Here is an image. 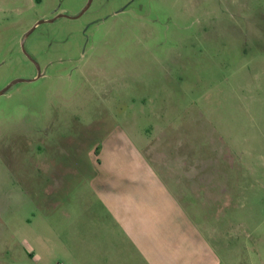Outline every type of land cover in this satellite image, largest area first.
Returning a JSON list of instances; mask_svg holds the SVG:
<instances>
[{
  "label": "rangeland",
  "instance_id": "1",
  "mask_svg": "<svg viewBox=\"0 0 264 264\" xmlns=\"http://www.w3.org/2000/svg\"><path fill=\"white\" fill-rule=\"evenodd\" d=\"M88 2L0 0V90L41 73L0 94V264H87L68 201L101 147H143L162 177L195 133L232 186L230 240L264 259V0Z\"/></svg>",
  "mask_w": 264,
  "mask_h": 264
},
{
  "label": "crops",
  "instance_id": "2",
  "mask_svg": "<svg viewBox=\"0 0 264 264\" xmlns=\"http://www.w3.org/2000/svg\"><path fill=\"white\" fill-rule=\"evenodd\" d=\"M190 138L196 139L190 146L181 142L178 163L164 161L162 177L143 147L118 141L101 147L99 155L114 160L98 161L87 194L68 201L71 220L83 225L74 230L87 234V264H264L261 249L230 240L233 217L219 204L232 201V186L220 178L224 167L199 153L198 135Z\"/></svg>",
  "mask_w": 264,
  "mask_h": 264
},
{
  "label": "water",
  "instance_id": "3",
  "mask_svg": "<svg viewBox=\"0 0 264 264\" xmlns=\"http://www.w3.org/2000/svg\"><path fill=\"white\" fill-rule=\"evenodd\" d=\"M90 1L91 0H89V2H88V4H87V6L89 5V3H90ZM86 6V7H87ZM61 16H64V14H62V13H59V14H57L55 17H52V18H50V19H40L39 21H37L25 34H24V37L22 38V41H21V44H22V46H23V44H24V41H25V39H26V37L34 30V28L38 25V24H40V23H42V22H44V21H48V22H51V21H53V20H55L56 18H58V17H61ZM37 65V64H36ZM37 69H39V66L37 65ZM40 71L38 70V74H37V76L36 77H33V78H31V79H22V78H18V79H14L13 81H11L10 83H9V85H7L6 87H4L3 89H1L0 90V94H2L9 86H11L12 84H14V83H17V82H20V81H30V80H34V79H36L37 77H39L40 76Z\"/></svg>",
  "mask_w": 264,
  "mask_h": 264
}]
</instances>
